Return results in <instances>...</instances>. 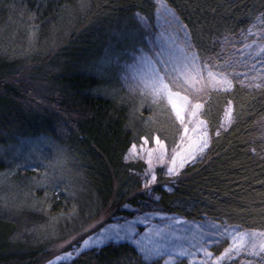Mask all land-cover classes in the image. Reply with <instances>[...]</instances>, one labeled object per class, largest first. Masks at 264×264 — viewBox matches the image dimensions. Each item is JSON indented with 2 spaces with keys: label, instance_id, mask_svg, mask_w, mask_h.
Returning a JSON list of instances; mask_svg holds the SVG:
<instances>
[{
  "label": "rangeland",
  "instance_id": "374dc122",
  "mask_svg": "<svg viewBox=\"0 0 264 264\" xmlns=\"http://www.w3.org/2000/svg\"><path fill=\"white\" fill-rule=\"evenodd\" d=\"M100 1L74 0L69 8L48 10L38 2L0 0V66L41 67L76 47L79 60L70 69L97 78L96 94L122 101L138 95L163 103L178 132L169 142L155 134L136 139L123 162L138 168L125 187L117 178L106 203L108 188L88 180V162L77 163L54 141L33 138L9 149L7 169L0 172V222L7 241L17 251H39V264L69 263L81 253L124 244L146 261L162 264H264V231L207 217L188 220L125 201L150 194L161 179H174L204 159L209 137L203 103L213 91L264 81V27L258 22L224 39L206 61L161 1L155 0L154 20L131 22H110ZM92 30L93 40L87 35ZM232 121L229 107L222 126ZM258 129L264 138V118ZM214 247L222 252L216 254Z\"/></svg>",
  "mask_w": 264,
  "mask_h": 264
},
{
  "label": "trees",
  "instance_id": "16d2710c",
  "mask_svg": "<svg viewBox=\"0 0 264 264\" xmlns=\"http://www.w3.org/2000/svg\"><path fill=\"white\" fill-rule=\"evenodd\" d=\"M21 1L38 2L48 10L69 8L74 2ZM159 1L174 12L188 32L193 51L206 61L215 57L224 39L237 37L258 22L264 27V0ZM100 2L110 22H131L137 17L154 20L157 14L155 0ZM94 33L92 30L87 35ZM78 56L75 47L41 67L0 66V172L7 169L6 151L25 140L48 138L75 156L77 163L88 162V180L94 187L108 188L110 197L102 199L106 203L115 192L117 178L125 187L131 171L138 168L123 162L134 141L155 134L169 142L178 131L163 103H150L138 95L122 101L96 94L97 78L70 69ZM229 107L233 121L224 128L222 122ZM201 117L209 137L204 159L187 166L174 179H161L149 195L124 200L136 206H155L188 220L207 217L246 230L264 231V138L258 136V125L264 118V81L253 87L234 84L209 93ZM222 249L214 247L213 251L219 254ZM38 253L17 251L7 241L0 222V264H39ZM61 264L162 263L146 261L134 247L124 244L84 252Z\"/></svg>",
  "mask_w": 264,
  "mask_h": 264
}]
</instances>
